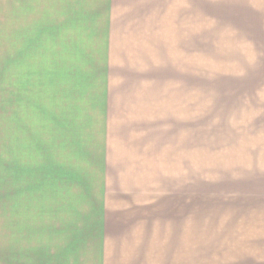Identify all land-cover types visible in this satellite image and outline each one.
<instances>
[{
	"label": "crops",
	"instance_id": "obj_1",
	"mask_svg": "<svg viewBox=\"0 0 264 264\" xmlns=\"http://www.w3.org/2000/svg\"><path fill=\"white\" fill-rule=\"evenodd\" d=\"M0 7L10 41L4 87H53L52 99L64 100L53 105L49 120L62 135L74 134L76 119L105 117L113 102L122 103L120 90L152 76L105 64L97 69L109 41H118L109 34L112 25L264 24V0H0ZM80 41L88 48L76 51ZM24 57H31L29 66L12 65L28 62ZM60 72L67 77L61 83ZM73 72L78 78L70 84L65 73ZM115 72L126 78L119 88L109 85L113 77L108 84ZM85 107L90 114L81 115ZM209 110L212 123L220 115L225 130L218 164L212 142V248L223 250L221 263L264 264V99H212ZM57 144L85 151L80 140L56 143L53 137ZM102 161H0V264H187L182 200L172 208L160 192L156 203L149 183L148 202L131 204L130 193L109 191V178L123 181L107 176Z\"/></svg>",
	"mask_w": 264,
	"mask_h": 264
},
{
	"label": "rangeland",
	"instance_id": "obj_2",
	"mask_svg": "<svg viewBox=\"0 0 264 264\" xmlns=\"http://www.w3.org/2000/svg\"><path fill=\"white\" fill-rule=\"evenodd\" d=\"M199 19L211 18L199 15ZM108 31L110 35L113 31L118 41H109L108 54H102L97 69L105 64L139 75L150 71L152 76L135 79L134 87L120 90L116 99L122 103L113 102L105 117L76 119L74 134L62 135L53 131L49 120L53 105L59 107L64 100L52 99L53 87H4V64L10 59L4 53L10 41L4 39L0 7V161L103 160L107 176L123 181L112 184L109 178V191L130 193L131 204L148 202L149 183L156 190V203L160 192L167 193L164 197L172 208L182 200L188 211L187 264H227L221 263L223 250L212 248L211 236L212 142L214 139L217 144L218 164L225 130L220 115L212 123L209 108L212 99H264V24L199 22L126 25V29L112 25ZM84 48L88 44L80 41L76 51ZM24 59L28 62L12 65L29 66L31 57ZM59 75V83L67 80L63 73ZM65 75L70 76V84L78 78L75 72ZM111 75L107 76L108 84L113 77L112 88L126 80L117 72ZM85 114H90L86 107L81 115ZM81 122L87 124L80 126ZM53 137L56 143L61 138L80 140L85 151L52 146ZM215 187H219L218 173Z\"/></svg>",
	"mask_w": 264,
	"mask_h": 264
}]
</instances>
